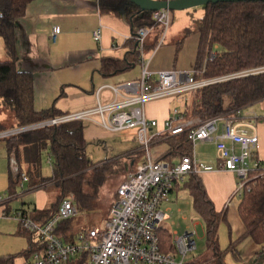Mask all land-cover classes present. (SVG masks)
Returning a JSON list of instances; mask_svg holds the SVG:
<instances>
[{
    "label": "trees",
    "instance_id": "obj_1",
    "mask_svg": "<svg viewBox=\"0 0 264 264\" xmlns=\"http://www.w3.org/2000/svg\"><path fill=\"white\" fill-rule=\"evenodd\" d=\"M31 1L0 0V37L4 40L8 54L7 59L0 60V105L5 104L13 111V128L38 124L62 115L54 108L41 111L35 109L32 73L17 69L16 21L25 14ZM202 7L203 15L192 17L183 29V35L176 43V51L179 52L187 36L198 33L199 44L194 66L196 79L246 73L190 91L185 116L200 120L234 114L237 110L264 100V1L209 2ZM99 9L102 13H110L128 21L132 29L131 49L136 58L160 45L159 36L162 31L153 17V11L141 10L131 0H99ZM141 27L154 28L152 41L146 40L142 51L138 48V30ZM123 63L121 60L107 58L104 60V70L109 72L120 69ZM167 140L170 149L163 158L168 162L192 152V142L186 133L169 136ZM6 141L9 157H15L19 165L21 161L26 164L25 170L21 165L19 169L28 175L31 188L54 185L60 192V199L74 193L78 208L95 207L109 165L93 162L89 158L82 120L44 124L8 135ZM45 151L49 152L51 158L50 176H44L41 172ZM18 183L19 178L10 179V200L17 195L14 187ZM184 185L193 196L194 208L205 221L206 245L210 256L203 262L225 264L226 252L220 246L219 225L226 214L216 210L196 173H189ZM241 191L238 210L246 228L244 235L250 236L264 249V172L252 171ZM56 210H34L32 219L44 223ZM38 216L44 220H37ZM159 231L163 240H171L172 233L168 228L163 227ZM33 252L31 248L29 252L21 253L27 256ZM17 255H0V264H14Z\"/></svg>",
    "mask_w": 264,
    "mask_h": 264
},
{
    "label": "crops",
    "instance_id": "obj_2",
    "mask_svg": "<svg viewBox=\"0 0 264 264\" xmlns=\"http://www.w3.org/2000/svg\"><path fill=\"white\" fill-rule=\"evenodd\" d=\"M172 16L174 19V14ZM55 26H59V32L52 36ZM97 29H100L101 34L99 39L94 37V32ZM15 31L17 69L32 73L35 109L41 111L54 108L62 114L92 108L98 103L111 102L115 98V93L106 85L116 86L140 78L146 64L155 76L161 70L194 71L199 44L198 33H193L184 39L181 49L177 52L176 44L172 43L173 37L175 39L176 36L172 35L167 45L163 44L150 51L151 54L143 53L136 58L131 49L132 29L130 24L122 17L100 12L99 0H32L26 8L25 14L17 19ZM150 39L152 41L153 38ZM0 45L6 53L3 38L0 40ZM6 58H8V54ZM107 58L121 60L124 62L123 67L105 72L104 60ZM98 90H100L99 94H97ZM175 98L177 96L163 97L145 104L146 116L159 123L158 126H152L149 129L150 132L162 129L163 123L172 109L180 107L172 106ZM181 109L185 110V107ZM241 115L255 116V128L259 136L256 154L264 161V100L244 107L241 110ZM82 122L84 138L88 142L97 140L98 144L107 145L106 143L112 135H119L127 143H133L132 147L123 154H116L114 157L97 161L110 164V166L112 164L118 166V173L123 175L121 181L135 169L138 163L149 158L148 153L141 147L137 139L136 129L110 132L96 121L82 120ZM168 137L152 145L149 155L153 159L168 161L163 158L170 149ZM191 151L197 160L214 166L213 170H201L196 174L202 180L216 210L226 214L219 225L220 246L226 252L225 264L227 257L230 258V264H264V249L250 236L244 235L246 228L238 210L242 192L238 188V175L234 171L221 167L216 156V144L213 141H199L195 146L192 145ZM7 152L6 144L0 142V193L4 190V180H6L4 168L5 159H7L9 161L8 194L10 179H15L16 175L10 168L11 158ZM49 159L51 160L50 156ZM180 159L181 157H176L169 162L177 163ZM110 166L108 170L111 168ZM188 177L189 174H186L183 179L177 181L169 199L162 203V210L168 216L166 219L171 217L170 212L172 213L174 210V203L170 202L172 201L171 196L175 192L188 191L193 204V196L184 185ZM25 187L27 189L23 190V194H29L32 197L27 202L24 201L21 208L26 210L31 217L34 215V210L58 208L62 198H59L60 192L56 189H48L54 187L53 185L47 184L31 188L28 179L24 183L23 188ZM19 188L21 186L18 183L14 187V191L18 192ZM115 198L116 191L112 202ZM11 200L6 205L8 209ZM4 208L5 206L0 205V218L3 217L1 214ZM194 210L196 211L195 208ZM176 211L182 212L183 209L181 206H177ZM196 213L198 212L196 211ZM181 218L187 220L188 217L186 214H182ZM36 219L44 220L42 216H38ZM70 220L71 218L63 220L57 225L58 233L68 241L74 240L77 234L84 230L78 229ZM19 229L25 231L29 238L28 248L24 251L29 252L31 248L36 251L41 247L36 234L26 230L23 225ZM185 232L191 231L186 229ZM171 233L172 236L173 234L180 236L178 229H174ZM21 252L0 255L18 254L14 264H25L31 258V253L25 256ZM205 253L203 260L210 256L207 247H205ZM205 263L212 264V261ZM70 264H81V262L77 258Z\"/></svg>",
    "mask_w": 264,
    "mask_h": 264
},
{
    "label": "built area",
    "instance_id": "obj_3",
    "mask_svg": "<svg viewBox=\"0 0 264 264\" xmlns=\"http://www.w3.org/2000/svg\"><path fill=\"white\" fill-rule=\"evenodd\" d=\"M153 17L164 37L172 22L171 10H155ZM58 32L59 26H55L52 36ZM152 32V27H141L138 30V48L141 51ZM100 35V29H97L94 37L99 39ZM163 42L164 38L160 45ZM244 73L246 72L196 79L194 71L161 70L155 76L146 64L140 78L116 86L106 85L115 93L111 102L98 103L92 108L0 133V136L11 135L44 124L92 120L110 132L136 129L137 139L149 156L146 161L138 163L117 186L116 198L112 202L105 225L90 226L79 232L72 241L65 240L58 233L57 225L78 213L74 193L64 196L56 212L44 223L32 219L22 208L10 215L6 207L10 198L0 195V205L5 206L1 215L19 219L26 230L37 235L41 244L25 264H70L77 258L81 264H185L183 259L177 260L173 254L161 250L157 230L160 223L168 217L162 210V203L169 199L175 183L186 174L213 170L214 166L197 160L192 153L183 155L177 163L156 160L149 155L151 147L167 136L182 133L187 134L193 146L199 141H213L221 167L236 172L239 177L238 188L242 190L252 171L264 172V161L256 154L259 142L255 128L256 118L242 116L241 110H237L234 114L204 120L188 119L184 110L175 107L164 121L163 128L150 132L149 129L159 123L146 116L144 106L154 99L178 96ZM10 161L14 174L19 178V185L23 188L28 175L20 172L16 158L11 157ZM193 234L185 232L176 236L183 258L196 247Z\"/></svg>",
    "mask_w": 264,
    "mask_h": 264
},
{
    "label": "rangeland",
    "instance_id": "obj_4",
    "mask_svg": "<svg viewBox=\"0 0 264 264\" xmlns=\"http://www.w3.org/2000/svg\"><path fill=\"white\" fill-rule=\"evenodd\" d=\"M204 9L201 6H196L189 9L183 10H172V15L174 14V19L172 16V22L169 27V30L166 32V35L163 37L161 33L159 36V44L162 38H164V43L167 45L170 41L171 36H176L175 39L173 37L174 44L177 43V40L180 39L183 35V27L190 23L192 17H199L202 16ZM177 34V35H176ZM153 35L150 34L147 37V42L150 41V37ZM0 40L2 38L0 37ZM161 44V45H163ZM158 45L157 47L161 46ZM156 47V48H157ZM155 48V49H156ZM153 51V50H152ZM152 52H149L151 54ZM148 54V55H149ZM7 57V51L5 53L2 45H0V60L5 59ZM7 59V58H6ZM190 92L180 94L175 98L172 103V106H180L184 108L186 105V101L190 97ZM15 125V118L14 113L11 108L5 104L0 105V133L14 129L13 126ZM6 136L7 134H3L0 136V142L6 144ZM107 145L105 144H98L96 141H89L86 147L87 154L89 158L93 162H97L101 159H106L110 157H114L116 154H123L125 151L129 150L132 147V144L127 143L124 141L122 137L119 135H115L108 139ZM7 148V147H6ZM199 149V148H198ZM8 153V152H7ZM8 160L5 159V177L4 180V190L0 193V195L7 194V173L9 171ZM18 162V161H17ZM19 165V163H18ZM23 170L27 168L26 164L21 161L20 163ZM19 165V168H20ZM110 166V164H108ZM111 168L107 171V180L103 185L99 188V192L97 195V203L95 204V209H86V208H79V212L71 218L70 221L78 228V229H86L89 228L91 225L97 226H104L108 216L106 215L108 209L111 205L113 196L115 194L116 188L121 181L123 175L118 173V166L116 167L114 164L110 166ZM10 168L12 172L14 169L10 164ZM117 168V169H116ZM21 169V168H20ZM41 172L44 176H50L52 172V165L51 160L49 159V152L45 151L43 153L42 164H41ZM54 186V185H53ZM25 188H19L16 197H14L9 206V214L11 215L13 211L21 208L23 206V202H27L32 196L29 194H23V190ZM48 189H56V186L49 187ZM56 191V192H57ZM51 192V190H50ZM8 196V194L6 195ZM172 201L170 202L174 206V210L170 212V218L163 220L160 223V228L167 226L171 232L174 229L179 230V235H183L187 230L193 232V239L195 240L196 247L192 250L188 251V253L184 256L180 252L179 245L176 242V238L173 234L171 240H163L161 238V234L159 233V229L157 230V234L160 240V247L161 250L165 253L173 254L177 260H184L185 264H206L203 262V258L205 257V247L206 245V227L204 219L196 213L193 208L192 204V197L188 191H183L182 193L175 192L172 196ZM177 202V203H176ZM77 205V204H76ZM177 206H181L183 211L177 212ZM182 214L187 215V220H183L181 218ZM22 223L19 219L11 217V216H3L0 218V254L2 253H19L21 251L24 252L28 248L29 245V238L28 234L25 231H20ZM24 230V229H22ZM230 258L227 257L226 264H230Z\"/></svg>",
    "mask_w": 264,
    "mask_h": 264
},
{
    "label": "water",
    "instance_id": "obj_5",
    "mask_svg": "<svg viewBox=\"0 0 264 264\" xmlns=\"http://www.w3.org/2000/svg\"><path fill=\"white\" fill-rule=\"evenodd\" d=\"M141 10L155 11L158 9H169V10H183L189 9L196 6H201L209 2H220V1H241V0H131ZM264 1V0H262Z\"/></svg>",
    "mask_w": 264,
    "mask_h": 264
}]
</instances>
